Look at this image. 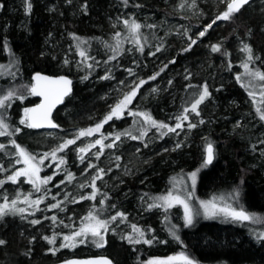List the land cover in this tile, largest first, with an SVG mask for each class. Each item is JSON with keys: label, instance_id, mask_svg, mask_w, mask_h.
<instances>
[{"label": "trees", "instance_id": "obj_1", "mask_svg": "<svg viewBox=\"0 0 264 264\" xmlns=\"http://www.w3.org/2000/svg\"><path fill=\"white\" fill-rule=\"evenodd\" d=\"M175 2L0 0V62L5 60L7 53L14 58L12 83L29 82L35 72L68 76L73 82L71 94L53 115L58 125L55 131L82 128L87 116L100 122L106 116L109 94L126 79L147 81L130 104V111L147 112L154 120L170 127L175 126V118L185 107L190 108L204 85L210 94L199 105V115L187 113L188 120L176 132L151 128L142 140L121 136L114 147L104 148L99 159L95 156L99 145L93 152L84 153L83 163L76 148L65 157V164L57 168V161L49 167L46 175L52 180L41 186V191H34L32 186L16 190L13 200L18 194L19 200L15 207L25 211L0 217V240L4 241L0 245V264H56L73 257L93 256H107L114 264H146L154 258L181 253L194 264H264V240L256 236L254 239L245 226L204 221L183 227L176 220L178 212L173 209L169 213L177 226L172 235L157 218L160 209H148L153 199L166 190L170 176L182 169L196 172L197 196L238 191L243 209L264 222V143H261L264 122L249 96L250 85L245 81L244 71L237 72L240 62H248L247 54L241 51L247 44L254 57L249 69L264 73V7L261 0H252L230 19L213 24L217 11L213 0H197L200 16L187 19L191 29L184 34L196 41L192 44L176 38L173 33L166 34L155 23L162 18L180 20ZM28 4H31L30 12ZM226 10L218 9V13ZM124 17L130 22L146 24L139 31L143 52L137 50L131 39L119 40L122 30L120 36H116L111 22L123 23ZM209 24L212 27L208 28ZM194 28L197 31L192 33ZM202 31L205 34L200 36ZM109 36L112 40L107 41ZM117 41L120 42L118 55L112 51ZM107 42L115 44L110 51L106 50ZM212 45H219L220 51L213 52ZM70 49L72 58H79L85 64L83 73L74 71L72 66L61 65L71 56L67 54ZM78 49L85 51L87 60L81 59ZM113 55L116 59H110ZM105 76L110 78L102 79ZM152 76L156 78L150 79ZM237 76L241 77L239 82ZM257 84L264 88V82L258 80ZM35 101L32 96L26 98V102ZM15 109L11 106L7 115ZM260 109L264 111L261 99ZM201 120L204 123H200ZM189 123L196 127L190 129ZM17 127L21 131L14 134ZM142 127L145 125L140 118L129 115L110 120L101 129V136L109 137L104 140L106 145L112 143L116 133L126 130L139 136ZM39 132L44 131L16 123L8 141L3 142L0 137V144L5 146L0 150V167L4 169L0 172V180H5L17 166L12 140L34 155L42 154L44 138L38 136ZM162 132L167 134L161 136ZM152 133L150 140L148 136ZM44 134L51 136L47 132ZM179 140H183L180 148L149 158L161 144L170 141L177 144ZM208 143L213 146L214 159L210 165L202 167ZM137 146L140 151H136ZM89 164L95 167L89 168ZM98 169H104V174L95 182L98 189L95 199L80 200L82 196L91 195V180ZM67 173L74 176L70 183L65 179ZM7 186L8 183L0 186V192L10 195ZM25 196L29 200L43 198V202L29 207L22 202ZM105 196L107 199L101 205ZM74 199L79 202L73 203ZM57 203L59 208H50ZM90 211H94L98 219L109 221V231L103 233L104 246L96 247L92 242L94 238L89 235L84 243H79L81 237H77L75 247H61L66 243L64 236L72 235L82 223H87L84 217ZM117 212L126 217L123 222L120 218L111 221ZM51 217H56L55 223ZM33 220L40 222L33 224ZM132 225L148 231L145 239H151L152 244H130L122 239L126 235H136ZM45 236H55V243L49 244ZM52 249H57L55 254Z\"/></svg>", "mask_w": 264, "mask_h": 264}, {"label": "snow or ice", "instance_id": "obj_2", "mask_svg": "<svg viewBox=\"0 0 264 264\" xmlns=\"http://www.w3.org/2000/svg\"><path fill=\"white\" fill-rule=\"evenodd\" d=\"M249 0H231V2L227 3V10L221 13L216 17V20H228L231 18L232 14L238 12L245 4H247ZM124 3L127 4V0H124ZM27 10L30 12L31 10V4H28ZM216 20H214L212 23H216ZM126 29L128 30L131 38L133 39V42L135 46L137 47L138 51L143 52V47L141 46V42L139 39V31L142 27L141 24L135 22V21H129L125 19L123 21ZM148 27H154V25H149ZM208 28L212 27L211 24L207 26ZM207 31V28L205 29ZM205 34L204 31L200 32V36H203ZM116 36H120V33H116ZM192 44H195L196 41L192 40ZM119 44L120 42L117 41L116 47L112 49V51L118 55L119 54ZM160 49L157 48V51ZM188 49H185L187 51ZM212 51L217 52L220 51L219 45H212ZM241 51L245 52L247 54V61L243 63L244 68V74L255 79L264 82V73L260 72L259 70L251 71L249 69V62H252L254 57L252 55V49L249 45L245 44ZM154 54V53H153ZM78 55L81 57L82 60H87L88 57L85 53V51L78 49ZM116 55H113L110 59H116ZM258 59V58H257ZM67 63V61H65ZM91 67V65H89ZM129 74L131 75V70H128ZM163 71V69H161ZM159 75V73H157ZM109 76L102 77V79H109ZM155 76L150 77V79H155ZM33 81L36 83L32 84V86L28 89L31 95L33 96H42L43 101L41 104L37 105L35 108H26L24 109V116L19 121L21 125H24L27 128H56L58 127L57 124H55L51 119V112L52 109L59 103L63 101V98L69 94L71 91L70 85L71 81L66 79L65 77H59L58 79H50L49 77L42 76L40 74H36L32 77ZM87 79V77H85ZM241 80L240 76H237V81L239 82ZM123 83V82H121ZM147 81L140 80L138 84H135L131 91L126 93L123 96V99H120L114 106L111 107V111L104 117L102 121L97 123L95 127L88 128L85 130H80L77 134L75 139H67L64 140L62 143H60L57 147L53 148L50 152H44L42 155L37 157L36 155L28 152L26 149L18 145L15 140L11 141V144L16 149V155L18 156V159L16 160L17 164H23L24 167L21 169H18L14 171L11 175L7 177V180H0V186H2L5 182L10 181L12 183H17L20 177H25L26 183H29L32 185L33 190L36 192L41 191V186L48 184L52 177H46L41 178L39 176V173L42 170V166L45 164V160L51 159L53 162L58 161L56 164V167L59 168L61 165L65 164L66 161L63 157H58V153L64 152L66 149L69 148L70 145H73L76 143V140L80 139L81 137L86 136H92L94 133H99L100 130L103 128L105 124H107L110 120L113 118L120 119L122 118L125 111L128 109V105H130L133 101V99L136 97L140 87H142ZM171 83V81L169 82ZM44 85H50L54 87H45ZM244 86L243 84L241 85ZM188 87H193L192 85H189ZM153 92L156 91V89H152ZM207 85H204L202 87V90L198 94V98L195 99L193 103H191L190 108L185 107L183 109V113L178 115L176 119V124L174 127H170L166 123L158 122L152 118V116L147 112H131L128 111V115L133 117L140 118L144 125L150 126L152 128H156L157 130L161 129H167V132H176L177 129H182L183 123L188 120L187 113L192 112L196 115H199L198 107L201 103L204 102L206 98L209 96ZM261 101L264 102V88L261 90ZM250 98H252L253 104L257 103L256 100V93L250 91L249 92ZM14 99H19L23 101L24 97L23 95H20L17 93L16 89H12L8 91L6 94L0 95V110H4L11 107V101ZM256 112L259 115V118L261 121H264V111H262L259 107L256 108ZM135 123V121H134ZM200 123H204L203 120L200 121ZM188 127L194 128L196 127L195 124L189 123ZM21 131L19 127L14 129V134H18ZM148 128L142 127L139 132V136L133 135L130 130H126L122 133H116L114 135V138L112 140V143L104 144V140L108 139L107 136H101L100 139H97L94 141V143H91L85 147L77 148V154L78 158L80 159L81 163L84 162L85 155L84 153H87L91 148L96 147L99 145V151L95 153L96 159H99L100 156L104 152V148H112L115 145L116 141H119L121 136H128L129 138L133 140L140 139L142 140L145 135H147ZM10 134V126L6 122V116L3 111H0V137L6 136ZM167 133L162 132L161 136L166 135ZM261 143H264V141H261ZM147 146V145H145ZM5 146L3 144H0V150H2ZM177 147H180L179 144H177ZM117 160H119V157H116ZM214 159V149L211 143H208L205 147V157L203 161L202 167H207L213 162ZM51 167V165H48ZM89 168L95 167L92 164L88 165ZM4 171L2 167H0V172ZM56 174V173H54ZM104 174V169H98L96 175L92 177L91 180V187H92V193L89 196H82L79 199H89L94 200L96 197V194L98 192V189L96 187V180L102 179V175ZM196 173L193 172L189 179L192 181L193 190L196 183ZM65 179L70 183L74 176L72 173H67ZM64 181H61L63 183ZM59 187V185H57ZM81 187H84L82 185ZM4 199L7 201V197H4ZM67 199V197H66ZM107 197L105 196L104 199L100 201V204H104V200H106ZM192 199V193L189 192L187 196L181 197L180 195H176L173 192H169L165 196H160L155 198L154 202L152 204L148 205V209L151 210L152 208H163L165 212H167L168 209L174 207L175 205H179L183 208V219H184V226L189 227L193 224V218L194 214L199 215V213H194L193 209L189 206L187 203L188 200ZM19 200V194L17 195V199H14L11 201V205L5 203L0 204V217H3L5 215H8L9 213H24V208L17 209L15 205L17 204V201ZM159 201V202H158ZM24 203H27L29 207L32 206H38L40 203L43 202V198L36 199V200H29L27 196L24 197V200L22 201ZM73 203H78L79 200H73ZM162 202V203H160ZM59 203L53 204L50 206V208H59ZM200 207L204 210V216L205 218H214L217 215H222L225 219H230L232 221L237 222H244V221H250L255 220L256 218L253 216H250L247 214L243 209L237 211L235 208H232L231 206L225 205L224 207H217L216 203L214 201H207V202H200ZM62 210V209H61ZM117 218H120L121 222H123L126 217L123 213L117 212L116 215L111 217V221H116ZM53 220V223L56 222V217H51ZM84 220L87 221V223H82L80 228L76 230L72 235H66L63 237L64 241H66L65 244L61 245V247H75L76 246V238L81 237L79 240V243H84L85 239L89 235L93 237V243H95L96 247H103L105 243L104 235L103 233H106L109 231V221L108 220H101L98 219L95 215L94 211H90L88 216L84 217ZM39 220H33L31 223L37 224L39 223ZM132 231L136 235H126L123 236L122 239L127 240L130 244H152L151 239H145V233L140 228H138L136 225H132ZM174 235V233H173ZM178 239V237H175ZM259 240H264V233H260L257 237ZM45 240L48 241L49 244L55 243V236L53 237H44ZM4 244V241L0 240V245ZM57 249H52L53 254H55V251ZM68 264H76V262H68ZM80 264H111L110 261L107 259H97V260H89V261H83L80 262ZM148 264H194V261L190 259L188 256L184 255L183 253L177 255V256H170L165 260H150L148 261Z\"/></svg>", "mask_w": 264, "mask_h": 264}, {"label": "rangeland", "instance_id": "obj_3", "mask_svg": "<svg viewBox=\"0 0 264 264\" xmlns=\"http://www.w3.org/2000/svg\"><path fill=\"white\" fill-rule=\"evenodd\" d=\"M196 1L197 0H176L175 9L177 11H179V14L181 17L180 20H178V21L177 20L166 21L165 18H162L160 20H155L156 25L159 28L164 29V32L166 34L173 33L176 38H178L182 41L184 40L187 43L191 42L194 39L192 37H189L188 35H184V34L187 33L191 29V27L188 26L189 24L187 23V19H189V18L197 19V18H199L198 16H200V10H198V8H197ZM229 2H231V0H213V4L216 6V8L214 10L216 11V9H217L215 14L213 15L214 20H216V17L218 15H220L221 13L224 12V11H222V12L218 13V9H220V11H221V9L223 10V8H227V3H229ZM261 4L264 7V0H261ZM125 19H128V18L124 17V20ZM217 21H224V20H216V22ZM139 24H141L142 26H146V24H144V23H139ZM111 25L114 29H116L117 33H119V31L122 30V35L119 38L120 41H122L124 38H127V39H131L133 42V39L131 38L128 30L126 29V27L124 25V23L112 20ZM170 28L173 30V32L172 31L169 32ZM196 31L197 30L194 28L192 30V33L196 32ZM140 34L141 33L139 32L138 36H139V39L141 41ZM108 38L109 39L107 41L112 40L111 36H109ZM113 46H115V44H112L111 42H107L105 47H106L107 51H110ZM67 54L71 55V56H69V58L67 59V63H62L61 65L65 66V67L66 66H72L74 71L79 72V73H83L86 69L85 64L79 58H72L73 51L71 49L67 51ZM4 57H5V60L0 62V95L6 94L8 91H10L12 89H16L17 93L20 95H23V97H24L23 101H21L19 99H14L11 101V104H12L11 106L14 105L16 107V109L9 116L7 115L9 112L8 109H10L11 107L4 109V110H0V111L4 112V114L6 116V122L8 124H9V122H11V124L14 123L12 125L9 124L10 131H11L12 127H15L16 123H19V121L23 118L24 109L29 108L31 105H34L37 102V100L35 101V103L34 102L33 103L26 102V98L28 96L33 97V95H31L30 92L28 91V89L32 86V81L30 79L29 82L23 81V82H18V83H12L11 78L15 74V60L10 53H7ZM243 63H245V62H242V63L240 62L239 68L237 69V72L241 73L242 71H244V68L242 66ZM240 69H242V70H240ZM243 76L245 77L246 83L248 85H250V91L256 93V100H257V103L255 104L256 108L257 107L260 108V99H261V95H260L261 90L260 89H262V87H260L259 84H257L258 80H255V79H253V78H251L245 74H243ZM135 83L136 84L139 83V81H137L135 78L134 79H126V81L123 83V85H121L116 90H114L111 94H109L108 101L106 103V105H107L106 115L111 111L112 106H114L120 99H123V96L126 93L131 91V89L135 85ZM13 102H17V103H13ZM129 107H130V105H128L127 111L124 112L122 118H120V119H123L125 116H129L128 115V111H130ZM104 117L102 118V120L104 119ZM113 119H115V118H113ZM95 121L96 120L93 116H87L85 118L84 122L80 126L82 128L75 127V128L70 129V130L63 131V132H58V131L47 132L53 138L51 136H48V134L45 135L44 133H46V132H39L38 136L44 138V143H43V147H42V154L44 152H50L53 148L57 147L64 140L75 139L76 134L80 130H85L88 128L95 127V125L97 123H99V122H95ZM145 127H147L148 129L152 128V127L147 126V125H145ZM153 134L154 133H152L151 135L148 136V138L150 140H152ZM2 137H3L2 138L3 142L8 141L9 135L2 136ZM97 138H101V130L99 133H94L92 136L81 137L80 139L76 140L75 144L70 145L68 149H66L64 152L58 153L57 155H58V157H63L65 159V157L69 153L75 151L76 148L85 147L91 143H94V141L97 140ZM92 139H93V141L91 142ZM57 141H59V142L57 143ZM182 142H183V140H179V141H177V144L181 145ZM152 143H153V141H152ZM177 144H173V142H171V141L166 143L165 145L161 144V146L158 148V150L155 151L154 155H151V154L149 155V158L156 156L158 153L173 151V150L177 149L176 148ZM180 147H178V148H180ZM93 149H94V147L91 148L90 150H92V152H93ZM139 149L140 148H138V146H137L136 151H140ZM149 151H150V153H152L153 149L151 148V150H149ZM16 157H17L16 158V160H17L18 156L16 155ZM37 157H39V156H37ZM66 160H67V158H66ZM56 162H53L51 159L45 160V164L42 166V170L39 173V176L41 178L48 177L46 175L48 173V170H49L48 165H52ZM16 165L17 166L14 168V170L9 175H11L14 171L24 167V165L22 163L16 164ZM193 172H195V171L185 172L182 169H179L176 173L172 174V176H170V178L168 179V181H167L168 186L166 187V190L163 191V193H161L160 195L156 196L155 198L160 197V196H165L169 192H173L174 194L180 195L183 198V197L187 196V194L189 192H191L192 193V199L188 200L187 203L193 209L194 213H199V215L194 214L193 224L196 222L216 221V222H220V223L234 224L236 226L237 225L238 226H245L254 239H255V236L258 237L260 233H264L263 219L261 217H258L257 215L250 214L243 209L242 204H241L240 199H239L238 191H234V192L229 193V194H217V195H214V194L209 195L208 194V196H206V197L197 196L196 190H195L196 183H195V187L193 190L192 181H191V179H189L190 175ZM9 175H7V177ZM7 177H6L5 181L7 180ZM2 180H4V179H2ZM24 181H25V177L22 176L19 178L18 182L15 184L10 182V181L5 182V183L9 184V186H7V189H8V192H10V195H6V193L4 194L3 192H0V199H3V204L7 203V204L11 205V201L13 200V196L15 195L16 190H22L24 187H25L24 189H26V188L28 189V186L29 187L32 186L31 184L26 183ZM4 197H7V201L4 199ZM155 198L153 199V202H154ZM202 201H204V202L214 201L216 203L217 207H224L225 205H228V206H231L232 208H235L237 211L243 209L247 214L255 217L256 219L250 220V221H244V222H237V221H232L230 219H225L222 215H217L216 217L210 218V219L205 218V216L203 214L204 210L200 207V202H202ZM160 203H162V202H160ZM158 209H160V210L159 211L157 210V212H159L157 218L159 220H161L162 224L172 233V235H173V233L175 234V227L177 225H176L175 219L169 213L171 210L176 209V211L178 212V217L176 218V220L179 221L180 223H182V226L185 227L184 226V219H183V208L181 206L175 205L174 207L168 209L167 212H165V210L163 208H158ZM142 231H144L145 235L148 236V231H145V230H142ZM177 255H179V254L169 255L166 258H154L151 260H165L170 256H177ZM146 264H148V261L146 262Z\"/></svg>", "mask_w": 264, "mask_h": 264}, {"label": "water", "instance_id": "obj_4", "mask_svg": "<svg viewBox=\"0 0 264 264\" xmlns=\"http://www.w3.org/2000/svg\"><path fill=\"white\" fill-rule=\"evenodd\" d=\"M251 1H252V0H249L248 3H250ZM248 3H247V4H248ZM247 4H245V5H247ZM245 5H244V6H245ZM36 74H40V75H42V76L49 77L50 79H53V80L58 79L59 77H65L66 79H68V80L71 81V85H70V89H71V91L69 92V94L63 98V101H62L61 103L57 104V105L52 109L50 119L56 124V122L53 120V115H54L56 109L59 108L60 106H62L63 103H64V101H65V99L71 94V92H72L73 82H72L71 78L68 77V76H64V75H58V76H55V75H47V74H44V73L35 72V73H33L32 76H31L32 84L36 83V82L33 81V79H32V77H33L34 75H36ZM44 86H45V87H54V86H50V85H44ZM33 97L37 100V103H35L34 105H31L29 108H35L37 105L41 104L42 101H43V97H42V96H33ZM56 128H57V127H56ZM56 128H48V127H44V128H30V129H32V130H36V131L52 132V131H55ZM204 157H205V150H204ZM101 258H103V259H107L108 261L111 262V264H114L113 261H112L109 257H107V256L73 257V258H69V259H65V260H63V261H60V262H58V263H56V264H68V262H70V261H71V262H76V264H80V262H83V261L97 260V259H101Z\"/></svg>", "mask_w": 264, "mask_h": 264}]
</instances>
